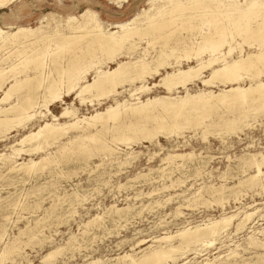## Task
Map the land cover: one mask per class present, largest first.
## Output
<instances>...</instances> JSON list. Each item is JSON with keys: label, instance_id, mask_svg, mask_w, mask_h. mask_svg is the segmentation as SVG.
Here are the masks:
<instances>
[{"label": "rangeland", "instance_id": "obj_1", "mask_svg": "<svg viewBox=\"0 0 264 264\" xmlns=\"http://www.w3.org/2000/svg\"><path fill=\"white\" fill-rule=\"evenodd\" d=\"M142 1L129 0L121 8H116L108 4L107 0H99V6L95 8L100 10L101 16L106 21H112L110 15L121 12L125 13L116 16L127 19L138 7V10L147 7ZM77 2L78 0H15L0 7V27L4 30H7V26L35 27L39 24L40 17L51 11L63 17L78 16L83 11V4L78 5L74 11H70V8ZM115 27L112 26V28ZM175 32L177 35L188 34L185 30ZM145 39L137 41L139 46L137 45V48L133 50L131 58H128V55H121L113 61L102 59L100 64H94L87 74V80H91L94 68L99 67V65L112 68L118 60L132 59V57L139 55V52L144 48L151 55H154L156 50L153 49H158L159 46L156 45H159V40L156 41V44H149L147 41L150 38L146 37ZM235 41H239V38L235 37ZM225 47L227 49V46ZM242 47L243 52L253 49V47L250 48L245 44ZM137 49L139 50L137 51ZM236 50H233L232 56H235L238 51ZM6 51H0L2 53L0 64H3L0 66L6 68L14 63L18 64L19 61L17 60L19 59L13 54H5ZM182 52L183 50L180 52V49H177L173 56H169L171 58H166L172 64V68L196 64L194 58L185 59ZM149 56L147 57L151 60ZM176 57L178 58L177 61ZM201 57L206 59L208 55L202 53ZM3 59L6 60L7 64L1 63L4 61ZM60 60L64 61V59H59L56 62H60ZM8 63L10 64L8 65ZM151 63L153 66L154 62ZM172 68L160 69V73L151 76L152 78L147 76L148 82L146 84L151 86V83L165 74V70L171 71ZM28 71V73H32V70L28 69ZM203 75L207 76L208 70L204 71ZM260 77L264 80V75ZM248 80V78H244L243 83L249 82ZM134 82L124 83L123 89L121 87L118 89L122 90L119 94L95 97L90 92H85L84 95L82 94L85 99L84 102L80 101L76 91L73 90L71 95L65 98V103L57 102L51 105L50 112L40 107L35 108L37 112L41 111L42 114L37 113L33 120L23 122V126L17 121L10 123L11 129L8 130L1 126L0 131L3 128L1 131L3 134L0 132V157L2 159H0V229H2L0 230V253L3 251L7 253L5 252L6 255L0 258V264H122L131 256L138 259L148 249H153V246L155 248L158 245L165 246L168 243L171 245L180 244L183 239L179 237L178 232L187 229L186 227L191 228V230H194L195 227L202 228L205 224L218 220L222 215L230 214H236V216H233L230 225L225 228V232L219 233V236L218 234L214 236L217 239L213 238L214 241L212 239L211 243H191L186 249L174 253L175 261L168 258L166 263L201 264L202 261L204 263L209 261L214 262V264H225L235 260L237 264H264V246L257 245V247L250 243L252 237L260 240L259 242L264 241V232L261 231V228L264 230V188H262L264 187V160L260 165L263 175L256 176L251 181L253 183L249 180L252 174H256V167L250 162L251 157L261 160L260 155H264V112L248 110L247 116L241 117L240 120L243 121L238 124L239 126L237 125L239 128L236 129L237 127H235L231 131L232 129L228 130L227 127H223L220 120L231 118L234 113L218 105V113L211 111L212 115L204 117L198 125L186 124L187 127L184 125V127L175 129V133H169L163 129L154 128L155 122L150 119V116L153 113L165 115L163 111L160 112L158 106H155L152 108L153 110L151 109L143 115L137 114L139 116H136V113H131L132 115L126 113L116 120H108L107 123L114 127L129 122L144 123V126L153 128L150 133L136 134L137 138H140L137 139L134 134L128 131L127 134L134 136L135 139L121 143V141H113L112 134H110L112 133L111 130L101 131V135L98 134L96 141H84L89 149H94L89 154L81 151V148L79 149L80 141L76 143V141L71 142V140L82 134L91 133L95 131L94 129H100V123H102L100 121L89 125L88 123L85 124L87 121L82 120L75 125L76 128L75 126L65 127L64 133L60 134L61 136L57 135V137H50L47 140L38 137L33 140L30 139V141L26 140L27 142H21V137L35 131L44 121H52L50 113L59 114L65 105L74 107L76 110L74 116L81 118L83 116L88 117L96 111L104 110L110 104L114 105L113 99L135 103L138 100L145 101L147 98L157 97V95H185V90L181 87L167 92L162 86H152L149 90L131 97L129 89L140 84L138 80ZM130 86L133 87L130 88ZM219 88H222V85L218 82L203 86L199 80L187 85V91L191 94L209 90L217 93ZM16 92L14 91L7 102L0 103V107H5L17 101L18 97L23 96L22 91L17 90ZM1 94L0 91V97ZM135 96L139 99H136ZM90 98L92 103H89ZM38 100L41 101V97H38ZM12 114L13 112L11 114L9 112V115ZM2 115L4 114L0 113V116ZM182 115L180 114V118H177L178 121L182 120V117L185 119V117L190 116ZM74 116L60 117L53 122L67 123L74 119ZM170 118L171 120L174 119L173 117ZM192 119L193 117H191ZM215 121L218 123L215 124ZM13 123H17V125ZM83 127H87V129ZM98 139L100 140L98 141ZM101 141L111 146V150L107 151L113 150L114 152L109 154L105 150H100L97 146ZM34 144H39L40 147L34 150L36 146ZM12 148H22V151L15 154ZM28 148L29 152L26 150ZM68 150L70 152H67ZM257 152L259 156L256 157ZM8 155H12L10 157L13 161H9ZM242 156L243 158H240ZM40 157L45 160L43 161ZM7 158L8 160H6ZM165 158L166 160H163ZM244 158L246 159L244 160ZM167 159L171 160L168 161ZM27 161L28 163H25ZM30 161L39 163L29 168ZM239 161L240 164L238 165ZM6 163L8 164L6 165ZM247 166L249 169L246 168ZM242 182L244 183L242 184ZM247 183L252 185L247 186ZM232 185V189L229 188ZM212 187L216 189L213 191L214 188ZM244 210L254 213L252 218L248 219L249 221L247 220L240 229H237L236 223L243 216L241 214ZM171 235L173 237L169 238L170 241L161 239V237ZM256 239L254 240L258 241ZM166 240L167 243H164ZM51 251L55 253L45 257ZM233 252L235 256L232 254ZM124 255H129V257H122ZM166 263L163 262L162 264Z\"/></svg>", "mask_w": 264, "mask_h": 264}, {"label": "bare ground", "instance_id": "obj_2", "mask_svg": "<svg viewBox=\"0 0 264 264\" xmlns=\"http://www.w3.org/2000/svg\"><path fill=\"white\" fill-rule=\"evenodd\" d=\"M13 1L15 0H0V7L6 6L7 4ZM78 1L83 3L84 0ZM128 1L129 0H107V3L114 6L116 5L115 7L118 8V6L123 5ZM143 1L145 6L147 5V7L140 8L139 10L137 9L135 13H133L130 17L124 19L121 22L111 24L103 19L98 9L93 8L91 6H85L83 7V11L78 16L69 15L63 17L53 11L48 12L47 14H44L40 17L39 24L35 27L21 25L16 27L7 26V30H4L0 27V51L7 50L5 54H13L19 59L17 60L19 61L18 64L14 63L12 65H9L10 63H8L9 67H6L8 69L0 66V91L2 92L0 97V103L7 102V100L12 97L11 95L14 93V91L16 92L18 90L20 92H23V96L21 98L18 97L17 101L8 104L9 106L7 105L5 107H0V113L4 114L0 116V128L1 126H4L5 129L7 128L8 130L11 127L9 126V124L12 122L17 121L18 124H22L25 121L31 119L33 120L37 113H41V111L38 110L39 112H37L35 110V108L37 107L43 108L47 112H50L51 105L57 102L65 103V98L70 96L73 90L76 91L75 93L80 98V101L84 102L85 99L82 94L85 92H90L95 97L108 96L110 94H119L122 91L118 90L119 87L122 88L124 86V83L129 82L128 84H130V82L132 83L136 80H138L140 84L132 89H129V95L131 97L134 95L137 96V93L140 94V92L149 90L152 86H162L166 89L167 92H171L173 89L181 87L183 88V90H185V95H157V97L147 98L145 101L138 100L135 103H128L126 100L122 102L118 101L117 99H113L114 105L110 104L106 106L104 110L96 111L94 114H91L88 117L83 116L81 118L74 116L76 111L74 107L65 105L59 114L53 115L52 113H50L52 121H44V123L41 124L35 131L29 132L28 134L21 137V142L23 143L26 140L30 141V139L33 140L38 137H43L44 140H47L50 137H57V135H60L62 132L64 133L65 127H74L78 124L79 121L81 122L82 120L87 121L85 122V124L88 123L89 125H93L94 123H98L100 121L102 122L100 123V129H94L95 131H90L91 133H88L89 131L87 130L88 134H82L76 137L74 140H71V142L76 141V143L80 141V143L78 144V146H80L79 149L81 148V151H85L89 154V152L91 153V151L94 149H89L88 146L85 145L86 143H84V141H96L97 136L98 134H100L101 131L107 132L111 130L112 133L110 134H112L111 136L113 141H121V143H125L130 140L132 141V139H135V137L137 138L136 134L150 133L153 128L151 127L150 129L149 127L144 126V123L139 124L136 122H129L123 123L122 125L117 127L110 126L107 123L108 120H116L119 116H121L122 114L125 115L126 113H136V116H139L137 114L143 115L147 111L149 112V110H151L155 106H158L160 112L163 111L165 115L153 113L150 116V119L155 122L154 128H160L169 133H173L175 129L184 127V125L186 126V124L189 125L193 123V126L196 124L198 125V123L202 122L204 117H207L211 114V111L217 112L218 105H221L227 110L232 111L234 113L231 118H221L222 120H220L223 127H227L228 130L232 129L231 131H233V129L237 127L240 122L243 121L240 119L243 116H247L246 113L248 110L252 109L254 110V112H264V80L260 77L261 75H264V0ZM76 7L77 6L74 5L72 8H70V11H74ZM112 26L116 27L112 28ZM180 30H185L188 34L177 35L175 31L180 32ZM146 37L150 38L147 41V43L149 44H156V41L159 40V45H156L159 46L158 49H153L156 50L155 53H153L154 55H151V53H149L146 48L143 49L141 47L143 50L139 52V55L134 56L132 57V59L126 61L118 60L116 62V65L112 68H108L106 66L101 67L100 65L99 67L94 68L91 80H87V74L90 69L93 68L92 66L94 64H100L102 59L104 61H113L117 57L119 58V56L121 55H128V58H131L133 50L137 48V41H140L142 39L146 40ZM235 37H238L239 41L236 42ZM244 44L250 48L253 47V49L243 52L242 45ZM225 46H227V49ZM177 49H180V52L183 50L182 53H184L183 57L185 56V59L188 60L190 58H194L196 64H188L186 67L176 66L172 68V64L169 63L166 58L171 55L173 56L177 52ZM138 50L139 49H137V51ZM233 50L237 51L235 53V56H232ZM135 53L137 54V52ZM202 53H207L208 57L204 59L203 57H201ZM1 54L2 53H0V55ZM148 55H150L149 57H151V60H149V58L147 57ZM6 59H8V57H6ZM59 59H64V61L60 60V62H56ZM177 59L178 58L176 57V61ZM5 61L6 60L1 61V63ZM151 62H154L153 66L151 65ZM5 63L7 64V62ZM167 68H172V70H165V74H162L157 81L153 83L150 82L152 84L151 86L146 84V82H148L146 80L147 76L151 77L157 75L160 73V69ZM28 69L32 70V73H28ZM206 70H208V75L204 76L203 72ZM244 78H248L249 82L243 83ZM195 80H199L203 84V86L206 84H213L218 82L222 85V88H219V91L217 93L212 90H209L207 92L200 91L198 93L191 94L187 91V85L191 82H194ZM131 87L133 86H130V88ZM39 89H41L40 92ZM38 97H41V101L38 100ZM136 99H139V97H136ZM89 101V103H92L91 98L89 99ZM221 106L220 108L223 109ZM9 112L10 114L11 112H13V114L9 115ZM180 114H186L190 116L188 118L185 117V119H183L182 117V120L178 121L177 118L180 116ZM66 116H74V119L68 121L67 123L53 122L58 120V118L60 117ZM170 117H173L174 119L171 120ZM191 117H193L192 120L194 122L191 120ZM216 122L217 121H215V124ZM15 125H17V123ZM23 125L24 124H22V126ZM238 128L239 127H237L236 129ZM85 129H87V127ZM2 130L3 128L1 129V131ZM128 131L134 134L135 137L128 135ZM1 134H3V132H1ZM146 139L148 140V138ZM151 139L149 140L151 141ZM99 140L100 139H98V141ZM103 141L99 142V146L97 147L100 150H111V146H109ZM94 144L96 145V143ZM39 147V144H37L34 147V150ZM89 147L91 148V146ZM16 149L12 148V151H15V154H18L22 151V148ZM26 150L28 151L29 148ZM67 152L70 151L68 150ZM257 154L256 157L259 156V154ZM242 155L245 156L244 154ZM10 156L9 161L11 162L12 158ZM243 156L240 158H243ZM260 156L261 160H259L258 158L252 159L251 157L250 162L256 167V174H252V176L250 175V182L253 181L256 176L261 174V172H263L260 169V165L264 160V155ZM5 157L7 156L5 155ZM167 157L169 156L167 155ZM173 158L175 159V157ZM41 159L43 160V157ZM245 159L246 158H244V160ZM6 160H8V158ZM163 160H166V158ZM167 160L169 161L171 159ZM10 162L8 163L10 164ZM8 163H6V165ZM25 163H28V161ZM37 163L39 162L30 161L29 166H27L29 168H32V166L36 165ZM237 164L239 165L240 161ZM198 165H196V167ZM246 168L249 169L248 166ZM262 175L263 173L261 174V176ZM243 183L244 182H242V184ZM248 183L247 186L252 185H248ZM215 187H212L214 188L212 189L213 191L216 189ZM232 187L233 185L229 188L232 189ZM253 213L254 212H247L244 210V212L241 214L243 216L240 217V219L236 223V228L240 229V227H242L250 217L252 218ZM233 216H236V214L222 215L218 220H213L212 222L205 224L203 227L200 226L202 228L195 227L194 230H191V228L188 227H186L187 229L182 228L183 230L178 232L179 237L183 239L180 244L171 245L168 243L169 245H158L155 248L153 246V249L150 248V250L148 249L147 252L143 253L142 251L143 254L139 258L136 256L138 259L132 258V256L129 257V255L131 254L124 255L122 257H129L130 259H127V261L123 262L122 264H162L163 262L166 263V260L168 258L174 260V253L186 249L191 243H211L213 238L217 239L214 236L217 234L219 236V233L223 232L225 228L230 225V221ZM261 229L260 230L263 233L264 230L263 228ZM173 235L161 237V239L169 240V238H172ZM249 237L250 236L248 235V238ZM254 239L252 237L250 242L253 244V246H264V241L259 242L260 240L256 239L258 241H255ZM164 243H167V240ZM6 245L8 244L6 243ZM56 250L55 252L57 253ZM5 252L3 251L2 253H0V258L6 255ZM55 252H48L45 257H48L49 255L52 256V254H54ZM232 254L234 255L235 253L233 252ZM202 262L203 263L201 264H214V262L209 261H205V263L204 261ZM225 264H237V262L234 260Z\"/></svg>", "mask_w": 264, "mask_h": 264}, {"label": "crops", "instance_id": "obj_3", "mask_svg": "<svg viewBox=\"0 0 264 264\" xmlns=\"http://www.w3.org/2000/svg\"><path fill=\"white\" fill-rule=\"evenodd\" d=\"M98 2H99V0H87V1H83V3L82 2H77V4H76V6H78V5H81V4H83V6L85 7V6H91V7H93V8H95L96 6H99L98 5ZM129 2V1H128ZM144 1H142V3H143ZM127 3V2H126ZM111 6H114V5H111ZM116 6V5H115ZM123 5H120V6H118V8H121ZM77 8V7H76ZM139 8V7H138ZM137 8V9H138ZM137 9H135L134 11H133V13H135V11L137 10ZM100 11V10H99ZM125 12H121V13H119V14H117V13H115L114 15H110V19L112 20V21H108L110 24L111 23H116V22H121V21H123L124 19H122V18H120V17H118V16H116V15H123ZM117 18H119V19H117Z\"/></svg>", "mask_w": 264, "mask_h": 264}]
</instances>
